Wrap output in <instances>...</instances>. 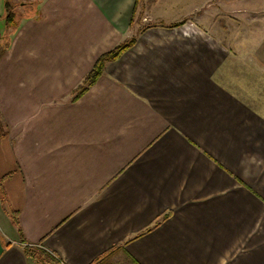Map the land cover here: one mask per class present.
<instances>
[{
    "label": "crops",
    "instance_id": "0c3cea01",
    "mask_svg": "<svg viewBox=\"0 0 264 264\" xmlns=\"http://www.w3.org/2000/svg\"><path fill=\"white\" fill-rule=\"evenodd\" d=\"M145 1L44 0L0 50V264H264V51Z\"/></svg>",
    "mask_w": 264,
    "mask_h": 264
},
{
    "label": "rangeland",
    "instance_id": "374dc122",
    "mask_svg": "<svg viewBox=\"0 0 264 264\" xmlns=\"http://www.w3.org/2000/svg\"><path fill=\"white\" fill-rule=\"evenodd\" d=\"M12 1L16 5L20 3L26 4V7H19V9L22 11L26 9V13L24 14L27 17L29 14L37 16L35 10L37 8L39 9V6L41 7L44 0ZM165 1L166 0L163 2L161 0L155 8L165 7L168 9L166 6H163L166 3ZM185 1L186 4H182V6L187 7L188 10H195L197 14L201 13L204 17L203 24H206L207 27L214 30V32L217 31L219 34L218 36L229 38L231 41H234L233 44H235V39H237V50H239V48H250L251 52L255 54L258 52L256 49H260L261 47L264 51L262 47L264 46V0H182L181 3ZM148 2L149 0L145 1L144 5L148 6ZM55 4H57V2H55ZM2 11L4 16V8ZM184 19L187 21L190 18L186 17ZM83 85H85L84 81L81 86Z\"/></svg>",
    "mask_w": 264,
    "mask_h": 264
},
{
    "label": "trees",
    "instance_id": "16d2710c",
    "mask_svg": "<svg viewBox=\"0 0 264 264\" xmlns=\"http://www.w3.org/2000/svg\"><path fill=\"white\" fill-rule=\"evenodd\" d=\"M20 5V6H19ZM15 4L12 0H3L2 6L4 8L5 15L3 17L4 19V25L5 30L0 32V50H3L4 47L8 46L12 36L18 31L19 27L21 26L22 20L24 18H29L32 15L29 14L27 17L24 13H26V9H19V7L24 8L26 7L25 3ZM136 10L137 7H135L131 26L134 25V20L136 17ZM33 11V10H32ZM39 9L37 8L35 10V14L39 15ZM142 14V13H140ZM31 15V16H30ZM160 22V21H159ZM159 22H151L147 23L146 25H143L142 28H140V31L158 24ZM185 22V19L179 22H174L169 24V26H178ZM139 31V32H140ZM137 41V34L131 36L130 38H127L123 42L119 43L118 45L114 46L111 50L103 53L96 61L93 69L90 71V73L87 75L86 79L84 80L83 86H80L77 90V93L73 96L72 100L78 99L88 88L91 86L103 73L105 66L107 63L117 60L121 57V55L127 51L129 48H131ZM9 176L5 175L0 178V194H4V182L6 178ZM5 196L3 195V200H5ZM16 218V217H15ZM18 222V220H16ZM25 253L28 255L29 259L33 261L34 264H59L57 258L52 255L48 250L39 247L37 245H26L25 247ZM92 264H98V261L93 262Z\"/></svg>",
    "mask_w": 264,
    "mask_h": 264
}]
</instances>
